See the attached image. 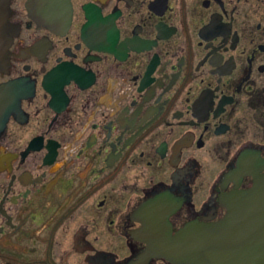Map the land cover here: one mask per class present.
Wrapping results in <instances>:
<instances>
[{"label": "flooded vegetation", "instance_id": "flooded-vegetation-1", "mask_svg": "<svg viewBox=\"0 0 264 264\" xmlns=\"http://www.w3.org/2000/svg\"><path fill=\"white\" fill-rule=\"evenodd\" d=\"M222 221L264 253V0H0V264Z\"/></svg>", "mask_w": 264, "mask_h": 264}, {"label": "water", "instance_id": "water-1", "mask_svg": "<svg viewBox=\"0 0 264 264\" xmlns=\"http://www.w3.org/2000/svg\"><path fill=\"white\" fill-rule=\"evenodd\" d=\"M160 235L147 239L155 256L172 264H264L262 254H230L225 248V223H192L173 235L162 225Z\"/></svg>", "mask_w": 264, "mask_h": 264}]
</instances>
